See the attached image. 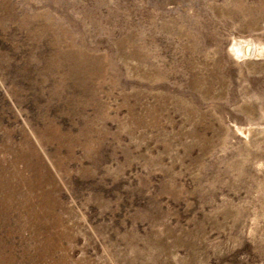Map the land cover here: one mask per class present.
<instances>
[{
	"label": "rangeland",
	"instance_id": "1",
	"mask_svg": "<svg viewBox=\"0 0 264 264\" xmlns=\"http://www.w3.org/2000/svg\"><path fill=\"white\" fill-rule=\"evenodd\" d=\"M0 264H264V0H0Z\"/></svg>",
	"mask_w": 264,
	"mask_h": 264
},
{
	"label": "bare ground",
	"instance_id": "2",
	"mask_svg": "<svg viewBox=\"0 0 264 264\" xmlns=\"http://www.w3.org/2000/svg\"><path fill=\"white\" fill-rule=\"evenodd\" d=\"M239 45H236V46H234V49H236V51H238L239 50ZM250 48V47H249ZM237 53V52H236ZM240 53V52H239Z\"/></svg>",
	"mask_w": 264,
	"mask_h": 264
}]
</instances>
